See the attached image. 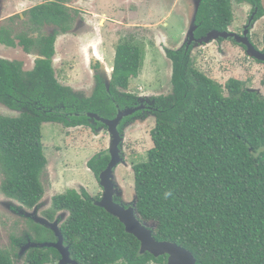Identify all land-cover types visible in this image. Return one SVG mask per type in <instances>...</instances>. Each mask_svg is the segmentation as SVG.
I'll list each match as a JSON object with an SVG mask.
<instances>
[{
    "label": "trees",
    "instance_id": "1",
    "mask_svg": "<svg viewBox=\"0 0 264 264\" xmlns=\"http://www.w3.org/2000/svg\"><path fill=\"white\" fill-rule=\"evenodd\" d=\"M64 0H46L27 10L28 24L39 30L72 18ZM184 1V0H183ZM197 36L232 21V0H200ZM20 18V15L17 14ZM12 29H0V42L15 45ZM27 49L41 56L32 70L20 61L0 58V102L15 109V116L0 115L1 191L21 206L33 208L44 195L41 181L48 159L42 142L44 122L67 126L88 123L86 112L112 117L113 98L122 106L134 96L119 92L144 66L142 45L132 36L116 47L112 81L89 98L79 97L58 81L49 44L54 36L15 35ZM187 50H168L172 61V90L154 96L153 146L147 159L134 164L136 209L142 221L155 222L158 240H169L193 252L196 264H264V100L249 91L244 81L225 84L198 70ZM69 118H67V115ZM77 113H80L77 115ZM109 156H95L88 166L97 176ZM84 188L55 195L44 216L54 220L58 210L70 215L61 230L72 258L81 264H167L168 255L140 253V241ZM27 235L38 242L52 241L54 233L27 219ZM18 247V246H17ZM54 247H33L23 264L57 263ZM18 252L0 248V264H19Z\"/></svg>",
    "mask_w": 264,
    "mask_h": 264
},
{
    "label": "rangeland",
    "instance_id": "2",
    "mask_svg": "<svg viewBox=\"0 0 264 264\" xmlns=\"http://www.w3.org/2000/svg\"><path fill=\"white\" fill-rule=\"evenodd\" d=\"M38 1L44 2L46 0ZM168 1L172 5H176L168 6L167 0H107L104 3L105 6L110 5V2H114V4L120 5V8L125 9L120 15V17L123 16V18L128 19L124 28L118 22L123 18H120L117 13L102 15L89 9L92 13L85 12L82 14L80 17L88 19L89 25L94 22L100 24V26L97 24V27H101L99 32L103 36L102 43L99 45L95 42L88 35L89 32L78 38L71 35L66 37L67 39L63 43L64 46L61 47L62 53H59L55 62L60 82L71 84L70 86L75 91L84 92V95H86L87 89L92 83L90 72L92 55L97 52L98 55H95L100 56L99 58L106 62H104L105 66L106 64L109 65L111 70L116 51L113 46L124 37L132 35L136 37L137 43L144 48L145 60L138 77L130 79L128 92L142 97L144 95L153 97L170 93L172 90V62L164 53L165 47L161 44L176 47L180 40L185 37L188 25L191 22V18H189L191 15L190 13L188 15L187 8L183 3L193 5V0H184L182 5H180V0ZM67 2H71V6L75 9L81 8V3L86 4L88 8L95 7L98 4L97 0H67ZM34 4L32 0H0V27L12 26L13 29L19 30L17 32L27 30L30 35L37 36L16 17L17 14H24ZM129 5L131 9L128 7ZM188 7L190 8V6ZM137 9L140 11L137 12ZM233 10L236 16L233 25L238 22L239 15V20L243 19L242 21H245L247 9L243 11L237 5V2L233 0ZM142 11L145 12L142 13ZM13 15H15V18L12 20L10 16ZM102 25L104 26L102 27ZM61 42L62 39H60ZM226 45V49L229 51L228 56H224L223 49H220L216 44L196 47L197 49L192 53L194 66L221 84H225L230 78H238L245 82L247 88L258 85V76L262 73V65L253 63L244 56L237 46L230 44V42H227ZM85 47L88 48L87 51L84 49ZM16 51L12 49L4 50L3 47H0V56L18 58L25 63L24 67L30 68L34 58ZM109 55L111 56L109 57ZM253 78L255 81L251 82ZM0 114L6 116L16 115L12 109L2 102H0ZM154 126L155 118L152 117L141 126H133L126 134L124 153L128 165L120 166L117 172L118 181L125 189L128 200H132L135 193L134 172L131 165L147 159V153L153 146L151 129ZM97 132L95 133L89 127L67 128L57 123H44L42 125V142L45 155L48 158V165L42 175L45 196L42 203L39 204V215L43 216V211L50 207L53 195L65 193L68 189L80 190L86 188L92 195L100 192L101 188L86 164L92 156L108 149L106 132ZM3 178L4 174L0 168V183ZM9 203V199L0 191V248L14 254L16 250L10 246L11 236L23 238L25 232L31 229L29 228V222L23 217L10 213ZM149 264L160 263L150 262Z\"/></svg>",
    "mask_w": 264,
    "mask_h": 264
},
{
    "label": "flooded vegetation",
    "instance_id": "3",
    "mask_svg": "<svg viewBox=\"0 0 264 264\" xmlns=\"http://www.w3.org/2000/svg\"><path fill=\"white\" fill-rule=\"evenodd\" d=\"M106 1L107 0H97L98 4H96L95 7H90V8H88L86 6V4L81 3L80 4L81 8L75 9V8H73L71 6V2H67V0H64L63 1L64 5H66L69 8L68 10L71 13L72 18H70L69 21L63 23L62 24L63 26H60V25H57V24H54V23L46 24L41 29H39L40 32H38V30H36V29H33L32 28L33 27L32 24H28L27 23V22H29L27 16H25L24 14H19L20 15V18H19L16 15V17H18L19 20L28 29H30L32 33H36L37 36L39 34H47V36H52V35L54 36V42L52 44H49V45L53 49V54L51 55V59H52L53 69L55 70V74H56L57 79H58V76H57L58 74L56 72L55 62L57 60V56L59 55V53H62L61 47L64 46L63 43H64V41H66V39H67L66 37L71 35V36H74V37L78 38V37H80L82 35H86L89 32L88 35H90V37H92V39L95 40V42H97L99 45L102 43L103 36H102V33L99 32V29L101 27H97V24H99V23L98 22H96V23L94 22L93 24L89 25L88 19H85V18L80 17V16L82 14H84L85 12L86 13L87 12L88 13H92L89 9H92L93 12L97 11L98 13H100L102 15H107V13L110 14V15L114 14V13L115 14L117 13V15L119 17L125 11V9L120 8L119 7L120 5L114 4V2H110V5L108 4L107 6H105L104 3H106ZM182 1L183 0H180V5H182ZM196 1L197 0H193V5H191L190 3L189 4L183 3V5L187 8L186 12L188 13V15H189V13L191 15V16H189V18H192L193 15H194V3ZM234 1L237 2V5L243 11L245 9H247L246 10L247 14L245 16V21H242L243 19L239 20L240 19V15H239L238 16L239 17L238 22H236V24L233 25L234 21H235L234 18L236 16L234 14L233 0H232V14H233V18H232V21L229 23V25L226 27V29L225 28H222V29L211 28L210 30H207L205 32V34H203L201 36H197L196 35V31L198 29V24H197V20H196V26L197 27H196V30L194 31V37L193 38L191 36L190 37L187 36V32H186L185 37H183V39L180 40V42L178 43V45L176 47H169V44H166V45L165 44H161V45L163 47H165V52L164 53L166 54L167 57H168V54H167L168 50H184L185 49V50L189 51L190 52L189 53L190 59H191L193 65H194L193 54L192 53L195 51V49L200 48V47H204V46H207V45H211V44H216L220 49H223L224 56H228L229 55L228 54L229 51L226 49V47H227L226 43L230 42V44H233V45L237 46L240 49V51L243 52L244 56L249 58L253 63L262 65L263 69H262V73H260V76H258V79H259L258 85H254L253 87H248L247 89L248 90L254 89V92L261 99L264 100V61L259 59V58H257V57L250 56L249 53H248V46L246 44H244V42L238 41V38L244 39V41L248 40L249 43L253 46L255 51H257L259 53H264V0H234ZM32 2L35 3L34 6L43 3L41 1L37 2V0H32ZM167 3H168V6L172 5L168 0H167ZM137 5H139V3H137ZM174 5H176V4H173L172 6H174ZM96 6L97 7L99 6L100 8H97ZM172 6H171V8H172ZM188 6H190V8ZM128 7L130 8V5ZM135 7H136V5H135ZM188 9H189V11H188ZM199 9H200V7H199ZM131 11L135 12L134 10H131ZM136 11L139 12L140 10L137 9ZM144 12L145 11H142V13H144ZM241 13H243V12H241ZM14 18H15V15L10 16V19L13 20ZM120 18H123V16L120 17ZM79 21H81V22H79ZM127 21H128L127 18H123L122 20H120L118 22H119L120 26L124 28L126 26V22ZM99 26H100V24H99ZM103 26L104 25H102V27ZM3 27H5L7 30L10 29V28L12 29L13 34L11 35V38L14 39L15 45H7L5 43H1L0 42V47H3L4 50L12 49V50H17L16 52L19 51V52H21L23 54L24 53L27 54L28 56L30 55L32 58H34V61H33L32 65H31V67L27 69L26 67H24L25 63L22 60L18 59V58H6V57L0 56L1 59L8 60V61H20L22 63L23 70L24 71H26V70L28 71V70H32L33 69L34 64H35V59H37L39 57L45 58L44 56L40 55L39 50H36V48L27 49L24 44H21V42H20L21 39L20 38H15V35L21 34V33H27L30 37H36V36L30 35L29 34L30 32L27 31V30L26 31L25 30H23V31L20 30V32H17L19 30L13 29L12 26H1L0 29L3 28ZM217 30L220 31V32H227V33L235 34L236 36H238V38H235L233 36L232 37H225V36H221L220 35V36H217L216 38H214V37L211 38L209 41H200L199 40L201 38L207 37L210 34V32L217 31ZM130 36L132 37V35H130ZM130 36H128V37H130ZM128 37H124V38H128ZM134 38L136 40V37H134ZM60 39H62L61 43H60ZM122 40H120L115 46H113V49H116L117 45ZM95 42H93V43H95ZM95 47H97V46H95ZM84 49H86V51H87L88 48L85 47ZM82 50H83V48H82ZM85 53H87V52H85ZM95 54H97V52H95ZM95 54L92 55L91 62H90V72H91V79H92V83L90 84L91 88L89 87V89H87V94L86 95H84L85 94L84 92L75 91L72 88V86H70L71 84L70 85L69 84H65V83L63 84L58 79L60 84H62L63 86L70 87L73 90V92H75L81 98H89L90 96H92L94 91L95 90L97 91V89L99 88V86L101 84H103L105 86V88H106V90L108 92L110 91V86H111V81H112L113 65L111 66V70H110V68H109L110 66L107 65V64L105 66L106 62L102 58H99L100 56H97L98 54L97 55H95ZM109 54H110V50H109ZM112 54H113V52H112ZM115 55H116V51H115ZM110 56L111 55H109V57ZM113 64H114V62H113ZM246 78H248V77H246ZM252 81L254 82L255 79L254 78L251 79V82ZM117 89H118L119 92H126L128 94L133 95L134 96V100L130 103V104H133V105L128 106L125 103V105L122 106L120 103L117 102L116 98H113V101L116 104V112L114 113V115L112 117H105V116L99 114L98 112L88 111V112H86V115L88 117V123H79L78 125H73V126H67L64 122H60V121H51V122H44V123H55V124L57 123V124H61V125L65 126L67 128L89 127L95 133H96V131L102 132V133L106 132V134L108 136V149H107V151L95 154L86 163L88 170L91 172L92 175L95 176V178H96V180H97V182H98V184H99V186L101 188L100 192L98 194H96V195H92L85 188L90 193V195H92L93 197H96V200L94 201V203L96 205V202L99 201L102 198V195H103V192H104V187L101 185V181H100V174L107 168V166L109 165V163H110V161L112 159L111 153H110V146H111V143L113 141V138H112V134L110 133L109 125H107L105 122H103L101 120H98L96 118H92L91 116H89V113H95L98 116L102 117L103 119L112 120V119H115L117 117L119 110L125 111V110L135 109L132 113L124 115L123 118H121L120 123L118 125V132H119V134L121 136V142H120V145H119V148H120L119 153H120V158L121 159H120L119 163L117 164V166L114 168L113 177H112V181H113L114 186H115L114 200L117 203H120V204L128 207L130 205H134L135 202H136L135 176H134V191H135V193L132 196V200H128V198L126 197L125 189L123 188L121 183H119V181H118L119 179H118V172H117V170H118V168L120 166H122V165L127 166L128 165V163L126 161V156H125V153H124V151L126 149V147H125L126 134L128 133L129 129L132 128L133 126H141L142 124L146 123L152 117L155 118V122H156V116H155L154 112H155V110H157V108H156V101L154 99V96L151 97L149 95H144L142 97V96H140L138 94L128 92V88L124 89V88L119 87ZM88 93H90V94H88ZM4 105H6V104H4ZM8 108H10V107H8ZM10 109H12V108H10ZM12 111L17 114V111L15 109H12ZM79 114L80 113H77V115H79ZM0 115H5V114H0ZM65 115H67V118L70 119L68 114L65 113ZM97 155H99V156H109V160L107 161L106 166L103 167L99 171V174L96 176L94 174L93 170L88 166V162L93 157H95ZM136 163L137 162H135V163H133L131 165L132 169H133L134 164H136ZM47 165H48V162L46 164V167H47ZM46 167H45V169H46ZM133 172H134V170H133ZM42 175H41V181H42ZM1 183H2V181H1ZM1 183H0V191H1ZM43 186H44V184H43ZM71 189H75V188H71ZM80 190H82V189H80ZM80 190H78V191H80ZM55 195H58V194H55ZM55 195L52 196V199H53V197ZM44 196H45V187H44V195H43L41 201L39 202V204L42 203V201L44 199ZM6 197H7V199H9V202H10L9 206H8V209L10 210L11 214H13L15 216L23 217L27 222H28L27 219H31V220L34 221V219L32 217H28L27 216V212L33 211L35 209V207H38V212H39V209H40L39 208V204L30 209V208L21 206V204L17 200H15L13 198H10L8 196H6ZM51 205H52V200H51ZM51 205H50L49 208H46L43 212L47 213L49 210H51V208H52ZM44 213H43V217H45ZM64 213H66L65 216H63ZM69 215H70V211L69 210H66V209L58 210V211H56V213H54V220H50V219L49 220L50 221H55L56 219H58L59 222H60V227H61L62 223L66 219H68ZM45 218H47V217H45ZM51 231L54 233L55 239L52 240V241H48V242H56L58 238H57L55 232L53 230H51ZM61 232H62V230H61ZM62 234H63V232H62ZM24 237H25V235H24ZM13 239H16V240L19 241V238L15 237L14 235L11 236V239H10L11 245L10 246H12L15 250L18 249L17 250L18 258H19L18 259V263L19 264H23L24 263V256H25L26 252L29 251L33 247H30L29 249H27L23 253V256H21L20 252H21L22 248L29 241H31V242H38V241H33L29 237V235H27L26 241L22 240V241H20L18 243V245H17L18 247L17 246L14 247L13 246V242H12ZM63 241H64V246L69 247V251H70V246L65 242L64 235H63ZM70 255H71V252H70ZM61 258H62V255H61ZM61 258L57 261L58 264H59ZM71 258H72V256H71ZM72 259L75 260L74 258H72ZM49 264H52V263H49ZM79 264H81V263H79Z\"/></svg>",
    "mask_w": 264,
    "mask_h": 264
},
{
    "label": "water",
    "instance_id": "4",
    "mask_svg": "<svg viewBox=\"0 0 264 264\" xmlns=\"http://www.w3.org/2000/svg\"><path fill=\"white\" fill-rule=\"evenodd\" d=\"M200 6V0H197L194 3V15L190 19V23L187 29V36L194 37V31L196 30V16L198 14ZM225 36V37H235L238 38L235 34L213 31L205 37L199 39L200 41H209L211 38H216L217 36ZM238 41L244 42L248 46V53L250 56L257 57L264 61V53H259L254 50L253 46L249 43L248 40L244 41V39L238 38ZM249 91H253L254 89H250ZM135 109L130 110H119L118 115L115 119L106 120L102 117L98 116L95 113H89V116L92 118H96L105 122L110 127V133L112 134L113 141L110 146L111 153V161L107 168L100 174L101 185L104 187V192L102 198L96 202L97 206L104 208L107 212L117 217L125 226V230L128 233L133 234L140 241V253L144 254L149 252L153 254L155 257H160L162 255H168L167 264H196V257L192 251L186 249L185 247L180 246L179 244L169 241V240H158L154 233L153 229L156 227L155 222L150 221H142L137 213L136 202L134 205H130L128 207L117 203L114 200L115 194V186L112 181L113 170L117 166L120 161V142L121 136L118 132V125L120 123L121 118L124 115L130 114ZM28 217H32L35 222L53 230L57 236L56 242H31L29 241L21 250L20 255L23 256V253L29 249L30 247H54L57 249L62 258L59 264H79L76 260H73L70 255L69 247L64 246L63 234L60 228V222L58 219L55 221H50L49 219L39 215L38 207L31 212H27Z\"/></svg>",
    "mask_w": 264,
    "mask_h": 264
}]
</instances>
